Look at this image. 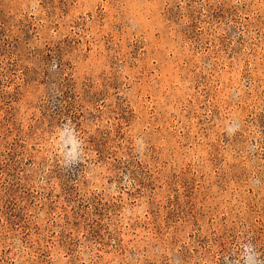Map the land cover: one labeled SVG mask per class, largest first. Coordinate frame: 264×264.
<instances>
[{
	"label": "rangeland",
	"instance_id": "1",
	"mask_svg": "<svg viewBox=\"0 0 264 264\" xmlns=\"http://www.w3.org/2000/svg\"><path fill=\"white\" fill-rule=\"evenodd\" d=\"M244 245L264 264V0H0V264Z\"/></svg>",
	"mask_w": 264,
	"mask_h": 264
},
{
	"label": "clouds",
	"instance_id": "2",
	"mask_svg": "<svg viewBox=\"0 0 264 264\" xmlns=\"http://www.w3.org/2000/svg\"><path fill=\"white\" fill-rule=\"evenodd\" d=\"M65 130H68V128L65 127ZM59 136H60V139L56 141V143L57 145L60 146L61 153L64 152V145L70 142L73 144V148L71 151L74 152L77 146V142L72 139L71 135H69L68 139L65 140L64 131H60ZM244 249H245V252L243 255L245 257V264H259V261L255 259L256 254L252 251L251 246L244 245Z\"/></svg>",
	"mask_w": 264,
	"mask_h": 264
}]
</instances>
